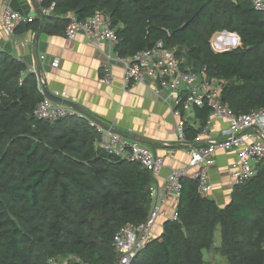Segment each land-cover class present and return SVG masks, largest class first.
<instances>
[{"label": "trees", "instance_id": "1", "mask_svg": "<svg viewBox=\"0 0 264 264\" xmlns=\"http://www.w3.org/2000/svg\"><path fill=\"white\" fill-rule=\"evenodd\" d=\"M39 6L51 7L43 32L63 34L69 14L84 20L102 11L120 56L161 40L184 67L197 74L205 68L233 113L264 107V13L249 0H41ZM38 25L35 18L17 29ZM224 31L235 33L240 45L214 51L211 39ZM42 98L34 73L0 48V264H49L67 253L87 264H116L113 235L146 219L154 177L139 163L94 145L97 131L86 120L35 117ZM209 112L206 103L193 106L194 125L184 123L189 141ZM176 213L130 264H206L204 250L226 264H264V162L233 185L222 207L200 195L195 180L183 178Z\"/></svg>", "mask_w": 264, "mask_h": 264}, {"label": "built area", "instance_id": "2", "mask_svg": "<svg viewBox=\"0 0 264 264\" xmlns=\"http://www.w3.org/2000/svg\"><path fill=\"white\" fill-rule=\"evenodd\" d=\"M36 1L39 4L41 0ZM249 1L254 9L264 13V0ZM21 18L18 12L5 7L2 29L12 34ZM68 18L69 22L63 31L66 38L74 39L81 34L88 43L96 47L104 42L115 44L117 40L115 30L111 27L109 17L102 11H95L84 20H78L72 14L68 15ZM220 34L228 35L230 41H223ZM213 37L211 46L214 51H225L240 45V39L235 33L224 31L214 34ZM115 59L123 65V79L126 85L152 78L158 82L159 88L156 89V93L160 90L168 92V98L173 104V114L176 117L177 140L187 147L189 154L186 166L171 169L162 183L152 186L150 190L152 205L146 219L137 224L126 223L114 233L112 246L117 256L116 264H130L135 255L153 240L156 220L164 214V205L170 195L174 194L178 198L183 178L195 180L200 195H210L213 185L209 169L217 149H234L238 153V159L229 169L234 185L242 184L255 174V166L264 162V107L242 114L233 113L221 103L218 82L205 77V68L197 74L184 67V59L177 56L173 50L165 49L161 40L131 57H122L117 53ZM57 64V60L52 63L53 66ZM107 66L109 68V64ZM30 71L34 73L37 87L43 95L34 108L35 117L54 121L74 115L84 119L97 131L93 139L94 145L122 159L139 163L150 171L154 178L158 176L164 167L163 157L156 155L146 145L136 141L131 142L117 132L89 120L82 113L53 101L45 95L42 75L34 68ZM103 81L109 82L108 73ZM204 103L210 108L209 116L199 133L189 141L184 132L185 120L182 110L191 111L193 106H201ZM215 120L224 122L219 130V139H215L210 132ZM203 139H206L205 143L201 142ZM168 219L176 220V211ZM47 261L49 264H87L83 258L73 253L50 258Z\"/></svg>", "mask_w": 264, "mask_h": 264}, {"label": "crops", "instance_id": "3", "mask_svg": "<svg viewBox=\"0 0 264 264\" xmlns=\"http://www.w3.org/2000/svg\"><path fill=\"white\" fill-rule=\"evenodd\" d=\"M5 7H10L22 17L12 34L2 29ZM35 18L39 19L40 25L34 0H0V48L23 62L28 70L36 69L42 75L43 87L48 92L57 93V96L83 108L120 135L122 133L149 140L150 143L136 142L146 145L164 159V167L154 178L153 185L162 183L171 169L187 165L188 149L177 140L173 104L167 91L156 93L159 88L156 80L145 78L139 83L126 85L123 65L115 59L117 53L113 45L107 42L96 47L81 34L68 39L64 33H46L41 29L36 38L39 25L37 30L29 27L17 29L18 25ZM55 60L57 66L52 65ZM106 73L109 74V82L103 81ZM183 118L194 125L191 111H186ZM223 124L219 120L213 122L210 132L215 139L220 138L219 130ZM201 142L205 143L206 139ZM237 159L238 153L234 149L219 148L213 154L209 169L213 188L209 198L214 199L220 207L230 199L234 183L229 169ZM177 204L178 198L174 194L170 195L164 205V214L153 227L154 237L161 234L163 222L176 211Z\"/></svg>", "mask_w": 264, "mask_h": 264}, {"label": "water", "instance_id": "4", "mask_svg": "<svg viewBox=\"0 0 264 264\" xmlns=\"http://www.w3.org/2000/svg\"><path fill=\"white\" fill-rule=\"evenodd\" d=\"M34 4H35V7H36V9H37V11H38V13H39V18H40L39 29H38V31H37V33H36V38H37V37H38V34H39V32H40L41 26L43 25V22H44V14H43L42 10L40 9V6H39V4H38V2H37L36 0H34ZM35 49H36V48L33 47L34 52H36ZM35 58H36V60H37V55H36V54H35ZM37 62H38V61H37ZM37 67L39 68V64L37 65ZM43 90H44V92H45V95H46L47 97H49L50 99H52L53 101L64 103V104H66V105H68V106L74 108V109L77 110L78 112L82 113V114L85 115L89 120L95 122L96 124H98V125H100V126H102V127H104V128H109V129L112 130V131H115L111 126L105 124L104 122L100 121V120L97 119L96 117L92 116V115L89 114L87 111H85L83 108H81V107H79V106H77V105H75V104H73V103H71V102H68V101H66L65 99H63V98H61V97H59V96H55L54 94L48 92V90L46 89V87H43ZM115 132H116V131H115ZM121 135H123V136H125V137H127V138H130V139H132L133 141H140V142H144V143H150L149 140L144 139V138H141V137L128 136V135H126V134H122V133H121Z\"/></svg>", "mask_w": 264, "mask_h": 264}, {"label": "rangeland", "instance_id": "5", "mask_svg": "<svg viewBox=\"0 0 264 264\" xmlns=\"http://www.w3.org/2000/svg\"><path fill=\"white\" fill-rule=\"evenodd\" d=\"M220 35L223 41L225 42L230 41V37L228 35L226 34H220ZM218 244H219V232L217 230L214 236V245L217 246ZM203 258L206 264H226V260L223 256H221L218 253L213 254L211 251L204 250Z\"/></svg>", "mask_w": 264, "mask_h": 264}]
</instances>
